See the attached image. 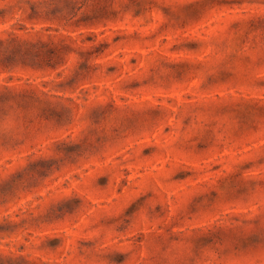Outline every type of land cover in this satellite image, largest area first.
Here are the masks:
<instances>
[{
	"label": "rangeland",
	"instance_id": "obj_1",
	"mask_svg": "<svg viewBox=\"0 0 264 264\" xmlns=\"http://www.w3.org/2000/svg\"><path fill=\"white\" fill-rule=\"evenodd\" d=\"M0 264H264V0H0Z\"/></svg>",
	"mask_w": 264,
	"mask_h": 264
}]
</instances>
